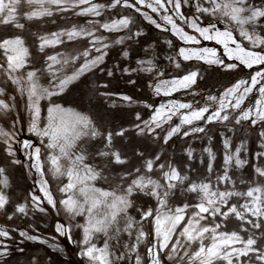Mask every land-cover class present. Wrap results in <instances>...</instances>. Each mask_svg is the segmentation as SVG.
Listing matches in <instances>:
<instances>
[{
	"label": "snow or ice",
	"instance_id": "6c2138e0",
	"mask_svg": "<svg viewBox=\"0 0 264 264\" xmlns=\"http://www.w3.org/2000/svg\"><path fill=\"white\" fill-rule=\"evenodd\" d=\"M0 264H264V0H0Z\"/></svg>",
	"mask_w": 264,
	"mask_h": 264
},
{
	"label": "trees",
	"instance_id": "16d2710c",
	"mask_svg": "<svg viewBox=\"0 0 264 264\" xmlns=\"http://www.w3.org/2000/svg\"><path fill=\"white\" fill-rule=\"evenodd\" d=\"M218 79H220V78L215 73H213L210 76L208 83L211 85L212 83H214ZM120 87L123 89V88H126L128 86H126L123 82H121ZM213 90L215 91V89H213ZM199 91H204V89H200ZM179 98H181V99H188V97L184 96L183 94H179ZM28 183L30 184L31 181L29 180ZM59 242L65 247L66 251H68V255L71 256L72 255L71 246L67 244V241L64 240L63 238H60L59 239Z\"/></svg>",
	"mask_w": 264,
	"mask_h": 264
}]
</instances>
